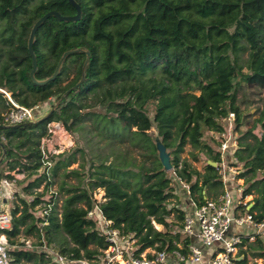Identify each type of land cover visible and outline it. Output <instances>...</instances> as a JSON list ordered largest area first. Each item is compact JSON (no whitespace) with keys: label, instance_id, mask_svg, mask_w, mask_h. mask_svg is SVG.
Wrapping results in <instances>:
<instances>
[{"label":"trees","instance_id":"trees-1","mask_svg":"<svg viewBox=\"0 0 264 264\" xmlns=\"http://www.w3.org/2000/svg\"><path fill=\"white\" fill-rule=\"evenodd\" d=\"M75 1L81 9L78 20L51 16L36 30L34 76H50L64 51L83 46L90 59L82 83L47 118L0 128V182L20 186L9 210L10 228L3 230L12 246V264H56L43 245L70 260L99 259L108 243L97 215L136 239L138 251L150 247L186 254L191 238L182 232L185 211L178 206L176 184L187 185L196 205L208 199L204 188L223 187L209 162L219 161L211 132L224 130L229 112L238 134L237 178L245 183L239 198L258 193L247 203L234 204L233 213H249L260 222L264 94L255 108L258 116L249 121L253 113L240 108L238 93L252 87L264 91V0ZM49 10L76 13L68 0H0V125H5L3 113L10 105L4 91L19 105L38 106L42 115L80 77L83 52L68 55L57 76L45 84L29 77L28 34ZM52 121L76 135V144L44 162L40 142ZM152 127L170 153L171 171L158 159ZM187 144L197 150L191 152L193 160L204 156L201 169L181 157ZM74 163L77 167L69 168ZM11 171L26 175L18 180ZM57 176L65 195L60 209L50 192ZM70 176L75 184L67 182ZM98 191L103 192L100 201L94 198ZM90 210L92 216L87 215ZM20 235L37 241L27 247L17 239ZM255 237L240 250L243 258L237 263L247 262V250L264 259L263 238ZM248 240L242 236L241 246Z\"/></svg>","mask_w":264,"mask_h":264},{"label":"built area","instance_id":"built-area-1","mask_svg":"<svg viewBox=\"0 0 264 264\" xmlns=\"http://www.w3.org/2000/svg\"><path fill=\"white\" fill-rule=\"evenodd\" d=\"M9 102L7 110L3 113V121L5 125H15L27 121H33L37 118L36 111L38 106L25 107L14 102L8 93L4 91ZM227 127L220 133H214V138L218 142L219 161L215 162V167L219 179L223 185L222 193L216 199H206L203 203L196 205L193 202V216L185 215L183 221V234L192 236L194 227L197 226V235L204 247H215L208 259L203 258L202 250L193 244L188 246V252L183 254L179 250L167 252L164 250L157 251L154 248H145L138 251L135 244L136 239L120 234L117 228L111 227V221L97 215L100 224V230L105 236L108 243L105 249L100 250L99 259L87 260L78 259L70 260L64 255L53 252L42 246L56 264H239L237 263L243 258V255H237L242 242V236H248L253 240L255 236L264 237V218L260 222L253 220L251 214L246 213L239 216L234 215V202L243 203L240 194L243 190L241 178H237L241 170L234 152L237 148V138L234 132V113L229 112L224 119ZM67 133L64 125L60 121H52L47 125V133L41 138L40 150L44 162L50 155L62 152L61 136ZM69 135V134H67ZM173 165L171 164V169ZM233 183L237 193V199L234 200L228 186ZM264 184V180H263ZM5 191V184L0 182V200ZM102 193L94 198L100 201ZM14 199V195L10 196ZM94 210L88 211L87 215L92 216ZM11 215L6 209L0 205V264H12L10 249L4 229L10 228ZM235 226L237 229L247 228L250 226L254 231L252 234L234 233L226 236L230 228ZM19 241L24 242L25 246L31 247L27 238L19 236ZM50 248V247H49Z\"/></svg>","mask_w":264,"mask_h":264},{"label":"rangeland","instance_id":"rangeland-1","mask_svg":"<svg viewBox=\"0 0 264 264\" xmlns=\"http://www.w3.org/2000/svg\"><path fill=\"white\" fill-rule=\"evenodd\" d=\"M245 56H246V54H245ZM252 91H258L259 93H252ZM264 94V91H259V90H257V88H254V87H252V88H250V89H248V88H243V89H241L240 91H239V93H238V104H239V106H240V108L245 112V113H253L252 115H250V116H248V120L249 121H252L256 116H258V113H256V114H254V112H255V108L256 107H258V106H261V103L259 102V98L262 96ZM149 116H150V118H152V114H153V106L152 105H149ZM36 115H37V118L39 117V116H41L40 114H37V112H36ZM223 124H224V127L226 128L228 125H227V123H226V121L224 120L223 121ZM67 131V130H66ZM150 132L152 133V135L156 132L155 131V129L152 127L151 129H150ZM67 134H69V135H71V141H70V139L69 138H67V139H65L66 138V136H67ZM235 136H236V138H237V136H238V134L237 133H235ZM69 141H70V143H69ZM61 143H62V150H64L65 149V151H68L70 148H72V147H74L75 146V144H76V135H74V134H70L68 131H67V133H64V135H62L61 136ZM117 148V147H116ZM118 149V148H117ZM191 152H194V153H197V150L196 149H193L189 144H187V145H185V147H184V151L181 153V157L182 158H184V159H186L189 163H191L195 168H197V169H201L202 168V166H203V162H204V160H205V158H204V156L201 154V155H198L199 156V158H198V160L197 161H195V160H193V157H192V155H191ZM136 153V152H135ZM77 164L78 163H74V164H72L69 168H76L77 167ZM88 165H89V163L87 162V164H86V167H88ZM16 174V173H15ZM25 173L24 174H22V175H20L21 177L19 178V180H22L24 177H25ZM55 183L50 187V192L51 193H54V196H55V199H56V204H57V208L58 209H60V206H61V204H62V199H63V197L65 196L64 194H63V192L62 191H59V184H60V180H61V176H57L55 179ZM243 181V183H242V188H244L245 187V183H244V180L242 179L241 181H240V183ZM67 182L68 183H72V184H75L76 183V179L73 177V176H70L68 179H67ZM182 185V184H181ZM15 189V188H14ZM16 191H18V192H20V186H16V189H15ZM38 190H42V187H40ZM101 194V191H98V192H96V193H94V195L96 196V197H98L99 195ZM256 196H258V193L257 192H253L251 195H247V196H245V198L243 199V203H247L248 201H251L254 197H256ZM237 199V198H236ZM237 203V200H235V202H234V204H236ZM171 205V204H170ZM10 204L8 205V208H7V210L8 209H10ZM169 218L170 219H174V217H173V215H170L169 216ZM99 225V228H100V224H98ZM154 226L157 228V229H161V226L160 225H158V224H156V223H154ZM232 227V226H231ZM233 227H235V226H233ZM232 227V228H233ZM245 230H247V233L246 234H252L251 233V230H248V229H246L245 228ZM232 232V230H231V228L229 229V232ZM23 238H27L28 239V241H29V244H33L34 242H36L37 240H36V238H35V236H33V235H28V236H25V235H23L22 236ZM256 238V237H255ZM255 238L253 239V240H248L247 241V243L244 245V246H242V247H240L239 248V251H238V253H237V255L239 254L240 255V250L241 249H246L247 247H248V244H253V242H254V240H255ZM263 241H264V237H263ZM203 245H201V247H202ZM215 247V245L214 246H212V247H208L211 251L213 250V248ZM36 248H38V247H36ZM41 248H44V247H41ZM205 248V247H204ZM47 249H50L51 251H53V252H55L52 248H49V247H47ZM208 249V250H209ZM241 260V259H240ZM244 264H264V259L263 258H259V257H254V256H252L251 254H250V251L249 250H247V262L246 263H244Z\"/></svg>","mask_w":264,"mask_h":264},{"label":"water","instance_id":"water-1","mask_svg":"<svg viewBox=\"0 0 264 264\" xmlns=\"http://www.w3.org/2000/svg\"><path fill=\"white\" fill-rule=\"evenodd\" d=\"M68 1L75 7V9H76L75 14H73V15H62L55 10H49L33 23L32 27L30 29V32L28 34L27 42H26L27 50H28V53L31 57V65H32V68L29 72V77H30L31 81L35 84H38V85L45 84V83L53 80L57 76V74L59 73V70L62 66V63L64 62V60L66 59V57L68 55L74 54L77 52H83L85 57H84V60H83L82 66H81L80 77L75 82V84H73L70 88H68L65 92H63L61 94V96L56 100V102L44 114H42L41 116H39L35 120H43V119L47 118L57 108V106L59 105L61 100L64 99L69 92H71L72 90H75L82 83V81L85 77L86 67H87V64H88L89 59H90V52L88 51L87 48H85L83 46L77 47L74 49H69V50L64 51L60 55V57L57 61V64H56V66H55V68H54V70L50 76H48L44 79H37L34 76V73H35L36 68H37V62H36L35 54H34L33 49H32V45L34 42L36 30L39 28V26L42 25L43 22L51 16L56 17L60 21H76L81 16V9H80L79 5L76 3V1L75 0H68ZM35 120L27 121V122L15 124V125H0V128L1 127H8V126L17 127V126H21V125H29V124L33 123ZM153 142L155 145V149L157 151L158 159H159L163 169L166 171H169L171 169L170 153L167 150L164 143L161 141L157 132H155L153 134ZM4 153H5V150H3L2 154L4 155ZM1 160H2V156L0 157V161ZM209 162L211 163V165L215 166V162H213V161H209Z\"/></svg>","mask_w":264,"mask_h":264},{"label":"crops","instance_id":"crops-1","mask_svg":"<svg viewBox=\"0 0 264 264\" xmlns=\"http://www.w3.org/2000/svg\"><path fill=\"white\" fill-rule=\"evenodd\" d=\"M211 134L214 136L213 132H211ZM70 137H71V135H67L65 139L69 138L71 141ZM70 141H69V143H70ZM64 151H65V149L62 150V152H64ZM5 173H8V171H5ZM10 174L13 175L15 179L19 180V178L21 177L20 175H22L24 173H17L15 171H11ZM2 181L5 184V191H4V195H3L2 199L0 200V205L3 209L7 210L9 204L12 206L14 199L13 200L10 199V196L14 195V192L16 191L15 190L16 186H18V185H16V183L14 181H10V180H2ZM228 188L231 191L232 197L235 200L237 198V193L235 191L233 183H230ZM223 189H224L223 187L219 188V190H208L207 188H204L202 191V194H203L204 198L207 197L208 199H214V197H215V199H216L221 194ZM101 193H103V192L101 191ZM176 194L179 196V200H180V203L178 204V206L185 211V215H192L193 216V209H194L193 201L191 200V198L189 196V191H188L187 185L185 183L179 181L178 184H176ZM252 204L253 203L251 202L248 205V207H250ZM11 206H10V208H11ZM9 210L10 209H8V211ZM246 227H247L246 229L251 230V233L254 231L250 226H246ZM231 230H232V232L231 231L227 232V234H226L227 237L234 234L235 232L236 233L237 232L243 233V234L247 233V230H245V228L237 229L236 227H233V228H231ZM197 232H198L197 226H195L194 227V234L192 236H190L191 244L198 246L202 250L203 258L208 259L211 255L212 251L207 247H205V248H204V246L201 247L202 244L198 238ZM20 236L22 237L23 235H20Z\"/></svg>","mask_w":264,"mask_h":264}]
</instances>
